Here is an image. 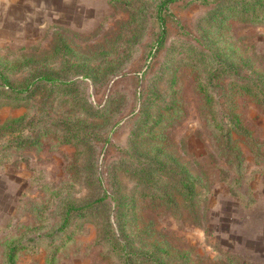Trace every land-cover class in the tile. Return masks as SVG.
<instances>
[{
	"label": "rangeland",
	"instance_id": "obj_1",
	"mask_svg": "<svg viewBox=\"0 0 264 264\" xmlns=\"http://www.w3.org/2000/svg\"><path fill=\"white\" fill-rule=\"evenodd\" d=\"M162 1L0 22V264H264V0Z\"/></svg>",
	"mask_w": 264,
	"mask_h": 264
},
{
	"label": "trees",
	"instance_id": "obj_2",
	"mask_svg": "<svg viewBox=\"0 0 264 264\" xmlns=\"http://www.w3.org/2000/svg\"><path fill=\"white\" fill-rule=\"evenodd\" d=\"M177 0H164L160 3V5L158 6V13L160 14L162 9L166 6L167 3L169 2H174ZM159 21L161 24V31L163 32V27H164V21L159 17ZM3 79V77H2ZM55 81L59 82L57 80V78L53 77V76H49L46 75L44 73L38 74L36 75V77L34 79H32L30 82L26 83L23 87H14L10 84V82L5 78L4 80V85H6V87L10 88V91L15 93L17 96L18 93L21 92H28V90L30 88H32V85H37V83H41V82H45V83H55ZM25 142L27 143H33L34 141L32 140H26ZM179 190H181V193L184 195L185 199H192V197L194 196V189H193V181L188 179L185 182H183L181 187H178ZM162 200H166L169 201V198L164 194V193H158V194H152ZM97 201V200H95ZM89 204H86L85 206H87ZM94 205H92L91 207H93ZM84 206H74V205H67L65 207V211H64V215H63V224L68 223L70 217L72 215L75 214H83L84 211ZM108 240L110 243H113V246H117L116 248L119 250V245H120V241L117 239V237L115 236V234H108ZM14 253H15V247L10 248L9 253H8V262L9 264H13V258H14ZM145 257V256H144ZM148 257V256H147ZM149 259V261H155L154 258H146ZM128 264V262L126 263Z\"/></svg>",
	"mask_w": 264,
	"mask_h": 264
},
{
	"label": "crops",
	"instance_id": "obj_3",
	"mask_svg": "<svg viewBox=\"0 0 264 264\" xmlns=\"http://www.w3.org/2000/svg\"><path fill=\"white\" fill-rule=\"evenodd\" d=\"M44 3L46 0H43ZM46 6L42 0H0V22L31 23Z\"/></svg>",
	"mask_w": 264,
	"mask_h": 264
}]
</instances>
